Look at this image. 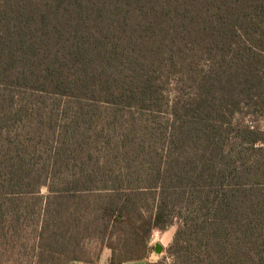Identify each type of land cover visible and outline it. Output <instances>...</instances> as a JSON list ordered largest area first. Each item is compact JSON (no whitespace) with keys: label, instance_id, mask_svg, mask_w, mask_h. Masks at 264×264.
I'll return each instance as SVG.
<instances>
[{"label":"trees","instance_id":"1","mask_svg":"<svg viewBox=\"0 0 264 264\" xmlns=\"http://www.w3.org/2000/svg\"><path fill=\"white\" fill-rule=\"evenodd\" d=\"M261 119L264 0H0V264H264Z\"/></svg>","mask_w":264,"mask_h":264},{"label":"rangeland","instance_id":"2","mask_svg":"<svg viewBox=\"0 0 264 264\" xmlns=\"http://www.w3.org/2000/svg\"><path fill=\"white\" fill-rule=\"evenodd\" d=\"M260 124H261L262 128H264V119H261ZM44 192H45V190L43 189L42 193H44ZM175 228H176L175 226H171V227L167 228V230L164 232H161L158 230H155L153 232L150 244L153 247L155 244L161 245V251L159 253H156L155 251L150 252L149 256H148L149 262L161 261V262H163V264H170V259L167 257L166 249L169 246V244L171 243ZM125 237H127V236H123V235H121V233L118 236L116 234V236L113 239L114 244L117 245L118 242H123V238H125ZM118 239H120V241L117 242L116 240H118ZM85 248H87V251L90 254L89 261L88 262H76V263H71V264H103L104 263V262L101 263L103 261V258H104L103 254L106 253L107 252L106 250H108V249H104L101 253L100 258L97 260L96 253H97L98 245L96 244V242H89L88 244H86ZM108 263L111 264L110 259H109Z\"/></svg>","mask_w":264,"mask_h":264},{"label":"crops","instance_id":"3","mask_svg":"<svg viewBox=\"0 0 264 264\" xmlns=\"http://www.w3.org/2000/svg\"><path fill=\"white\" fill-rule=\"evenodd\" d=\"M106 251L107 252L103 254L104 255V258H103V261L101 263L104 262L103 264H110V263H108L109 262V259H110V262H111L110 252L108 250H106ZM127 264H144V263L138 261V262H132V263H127Z\"/></svg>","mask_w":264,"mask_h":264},{"label":"water","instance_id":"4","mask_svg":"<svg viewBox=\"0 0 264 264\" xmlns=\"http://www.w3.org/2000/svg\"><path fill=\"white\" fill-rule=\"evenodd\" d=\"M154 251H155L156 253H159V252L161 251V245H159V244H155V245H154Z\"/></svg>","mask_w":264,"mask_h":264}]
</instances>
